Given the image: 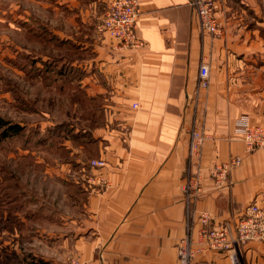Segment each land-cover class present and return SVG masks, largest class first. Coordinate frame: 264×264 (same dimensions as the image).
Segmentation results:
<instances>
[{"label": "crops", "instance_id": "crops-1", "mask_svg": "<svg viewBox=\"0 0 264 264\" xmlns=\"http://www.w3.org/2000/svg\"><path fill=\"white\" fill-rule=\"evenodd\" d=\"M111 1L53 0V7L88 22L101 20ZM139 9L143 45L121 48L102 33L96 72L84 80L105 98L94 141L106 165L87 170L95 188L86 196L83 229L70 239L68 264H180L177 245L200 212L233 220L255 199L264 210V148L249 152L235 134L240 118L264 125V0H222L217 36L202 30L189 0H139ZM202 62L210 84L200 90ZM194 130L208 134L199 160L204 191L188 208L182 186L198 162L190 151ZM232 155L241 164L217 187L209 166ZM77 163L85 172L89 162ZM199 227L196 260L264 264V242L242 246L239 263L203 247Z\"/></svg>", "mask_w": 264, "mask_h": 264}, {"label": "rangeland", "instance_id": "rangeland-1", "mask_svg": "<svg viewBox=\"0 0 264 264\" xmlns=\"http://www.w3.org/2000/svg\"><path fill=\"white\" fill-rule=\"evenodd\" d=\"M69 16L53 0H0V118L22 126L0 136V264H68L88 215L94 179L77 160L102 158L94 136L105 98L84 85L101 20Z\"/></svg>", "mask_w": 264, "mask_h": 264}, {"label": "built area", "instance_id": "built-area-1", "mask_svg": "<svg viewBox=\"0 0 264 264\" xmlns=\"http://www.w3.org/2000/svg\"><path fill=\"white\" fill-rule=\"evenodd\" d=\"M222 0H189L195 8L203 31L217 36L222 33L215 14ZM139 0H112L104 13L98 29L109 37L121 48L140 47L143 45L136 33L139 17ZM199 87L207 89L210 84V67L207 62H202L199 68ZM235 134L243 139L247 151L252 152L257 148H264V125L253 124L247 118H240L236 124ZM208 137L205 130H194L190 142L191 154L196 156L194 172L188 175L182 186L188 208L191 201L196 200L204 191L202 185V166L199 162L201 148ZM242 157L232 155L228 159L214 162L209 166V174L217 187L227 185L232 169L241 164ZM90 168L97 169L106 165L103 158L91 160ZM99 184H104L99 179ZM199 223V243L203 247L213 250H224L231 258L238 255L239 249L245 244L257 241L264 242V210L255 199L243 209L233 220L214 221L207 211L200 212L196 219ZM194 224V226H196ZM194 226H190L177 245L180 264H209L196 260V253L202 249H195L193 236ZM74 264H78L74 260Z\"/></svg>", "mask_w": 264, "mask_h": 264}, {"label": "trees", "instance_id": "trees-1", "mask_svg": "<svg viewBox=\"0 0 264 264\" xmlns=\"http://www.w3.org/2000/svg\"><path fill=\"white\" fill-rule=\"evenodd\" d=\"M78 87H80V85L78 84ZM81 90V89H80ZM83 90V89H82ZM84 91V90H83ZM85 92V91H84ZM85 94L87 95V93L85 92ZM0 127H2V131L0 133V136L2 138L5 137H9L11 135L17 134L22 130V126L18 123H13V122H9L3 118H0ZM87 134H89L90 132L88 131V129H83Z\"/></svg>", "mask_w": 264, "mask_h": 264}]
</instances>
